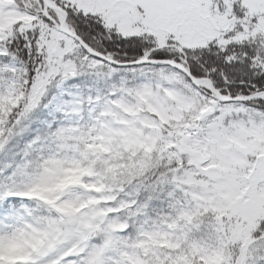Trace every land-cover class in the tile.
Wrapping results in <instances>:
<instances>
[{
  "label": "snow or ice",
  "instance_id": "snow-or-ice-1",
  "mask_svg": "<svg viewBox=\"0 0 264 264\" xmlns=\"http://www.w3.org/2000/svg\"><path fill=\"white\" fill-rule=\"evenodd\" d=\"M0 264H264V0H0Z\"/></svg>",
  "mask_w": 264,
  "mask_h": 264
}]
</instances>
